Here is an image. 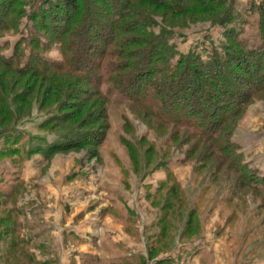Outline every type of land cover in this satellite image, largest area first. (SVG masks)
<instances>
[{
	"label": "rangeland",
	"instance_id": "obj_1",
	"mask_svg": "<svg viewBox=\"0 0 264 264\" xmlns=\"http://www.w3.org/2000/svg\"><path fill=\"white\" fill-rule=\"evenodd\" d=\"M19 1L13 9L23 12L22 23L0 35V53L6 55L31 35L37 0ZM261 1L226 0L230 12L221 8L216 14L175 16L152 9L147 29L170 37L174 60L193 52L206 60L214 51L226 60L218 70L225 79L221 89L229 92L220 94L222 111L237 101L242 105L221 129L257 190L241 184L240 172L217 152L208 154V141H197L184 126L163 124L116 92L106 99L108 84L77 72L71 79L76 87L66 88L60 106L41 110L35 102L13 125L16 145L0 135L3 153L25 147L0 155V264H264V86L258 83L264 56L244 50L264 47ZM95 7H87L89 13L108 11ZM97 23L106 33L108 21ZM57 24L64 27L58 18L46 29ZM93 29L89 38L101 48ZM47 35L40 30L43 42ZM44 55L62 57L55 41ZM38 80L32 77L26 89L20 84L16 93L30 94L34 102ZM58 113L62 117H52ZM69 133L78 135L72 146L65 145ZM14 220L24 244L9 246L16 237L9 233Z\"/></svg>",
	"mask_w": 264,
	"mask_h": 264
},
{
	"label": "trees",
	"instance_id": "obj_2",
	"mask_svg": "<svg viewBox=\"0 0 264 264\" xmlns=\"http://www.w3.org/2000/svg\"><path fill=\"white\" fill-rule=\"evenodd\" d=\"M225 1L84 0V4H81L80 0H37L33 3L35 10L32 18L29 17L32 24L31 35L16 42L10 55L0 53V135L6 134L7 139H13L12 143L16 145L17 138L13 135L16 133L11 132L13 125L29 115L35 102L41 104V110L48 108L50 111V108L60 106L57 103L60 98L65 97L67 87H76L72 82L75 73L85 72L99 86L108 84L103 93L106 99L112 92H116L127 102L141 106L163 124L184 126L191 130L189 136L193 134L197 141H208L209 145H204L208 154L217 152L221 161L240 172L241 184L257 190L254 179L243 171L244 168L236 160L227 133L221 129L242 105V101H237L233 109L222 111L226 103H221L220 94L226 95L229 92L221 89L225 79L219 75L218 70L226 60L223 61L217 51L206 55V60L195 52L188 56L181 55L174 60L173 47L168 44L170 37L164 33L155 36L147 31L151 25V14L148 12L152 9L164 10L175 16L188 13L216 14L220 13L221 8L230 12L231 3L225 6ZM99 4L108 9L107 13H89L87 7L97 10L100 7L95 6ZM17 5H22L21 1L7 0V4L0 1V35L9 26H19L22 23L19 14L23 12L13 9ZM257 8L260 16L264 18V0ZM52 9L55 11L50 13ZM58 18L64 27L57 24L47 30V22H54ZM101 20H107L109 23L104 28L106 33L102 28L100 30V27H94L95 24L99 25L97 22ZM92 28L93 35L103 47L97 48L94 39H90L88 32ZM42 29L46 35L52 34V37L47 35L49 39L44 42L39 36ZM53 41L59 46L62 56L57 61L44 55ZM4 45L0 44V51ZM235 45L242 48L241 42H236ZM25 48L29 49L26 58ZM92 50L93 53L90 52ZM244 50L249 54H258L259 58L264 56L262 45H254ZM225 54L224 52L223 55ZM259 58L255 60V65ZM36 76L40 80L32 89L35 90L33 94L36 97L34 102H31L28 101L30 94H24L23 91L17 94L16 87L21 84L20 86L26 89L31 78ZM259 76L255 75L257 79ZM258 83L264 86V78L258 80ZM49 91L50 96L45 98ZM71 92L74 97L73 90ZM207 107L211 108V111H205ZM59 116L62 117L59 113L52 117L58 119ZM68 120L70 119L63 120V123ZM67 136L71 141H66L65 145L72 146L70 142L78 135L69 133ZM81 142L83 141L75 143ZM36 147L41 149L43 146L37 144ZM18 148H6L4 152L12 155L18 150H25L24 145L19 144ZM2 151L3 149L0 150V155H6ZM2 203L0 201V205ZM15 223V220L11 223L9 233L16 232V237L9 242V246L24 244L23 237H18V224ZM151 250L155 251L154 248L150 249V252Z\"/></svg>",
	"mask_w": 264,
	"mask_h": 264
}]
</instances>
